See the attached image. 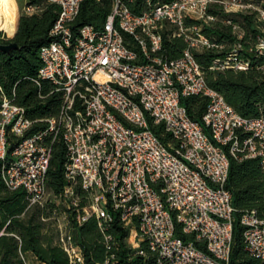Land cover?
<instances>
[{
	"label": "built area",
	"instance_id": "1",
	"mask_svg": "<svg viewBox=\"0 0 264 264\" xmlns=\"http://www.w3.org/2000/svg\"><path fill=\"white\" fill-rule=\"evenodd\" d=\"M48 1L59 6V14L52 40L40 48L42 64L33 81L41 98L43 81H49L51 93L62 94V105L57 116L41 119L44 129L33 131L40 120L28 116L15 91L11 96L0 86L5 185L26 191V210H51L42 220L55 228L56 244L70 264H85V248L74 229L91 218L107 250L96 264H117L116 221L128 231V246L143 264H232L231 156L258 159L264 171V115L240 114L209 85L196 52L222 51L205 32L219 20L213 7L228 15H252L258 32L246 38L248 46L241 42L239 25L227 20L238 41L209 67L250 70L253 58L264 59V0H112L102 26L76 28L85 0ZM42 10L38 3L23 9L29 15ZM124 33L140 53L126 44ZM166 36L186 42L180 56H168ZM140 56L147 62H137ZM257 69L264 73V63ZM189 96L208 98L202 122L182 104ZM149 119L163 123L174 141L163 142ZM59 139L68 151L67 184L53 195L47 174ZM58 202L67 210L60 212ZM241 222L248 251L264 263V217L247 210Z\"/></svg>",
	"mask_w": 264,
	"mask_h": 264
},
{
	"label": "trees",
	"instance_id": "2",
	"mask_svg": "<svg viewBox=\"0 0 264 264\" xmlns=\"http://www.w3.org/2000/svg\"><path fill=\"white\" fill-rule=\"evenodd\" d=\"M29 3L41 4L43 10L33 15L22 11L19 17L18 9L13 6L9 13L8 26L13 30L11 36L16 34L3 42H16L19 47L13 48L8 53L0 52V86L8 95L12 96L15 91L17 102L26 107L28 116L40 120L33 128V131H36L46 127V122L41 119L57 116L62 105V94L51 93L53 86L49 81H43L42 84L41 93L46 95L44 98L40 97V89L33 81L42 64L40 48L52 40L50 31L58 17L59 6L48 0H31ZM111 8L112 0H85L81 5L75 28L85 24L102 26ZM219 11L213 10L214 13H223ZM228 16L241 17L240 22L249 28L253 36L257 34V24L252 15ZM233 21L236 22L237 19L234 18ZM205 32L216 35L218 42L238 41L232 34L231 25H222L221 28L208 27ZM247 37L248 35L241 40L244 46H248ZM124 38L129 47L140 53L130 34L124 33ZM186 45L181 38L165 37V47L169 57L180 56ZM225 51L215 49L196 52V58L205 70L209 85L221 92L243 116L254 118L264 115V73L257 69V65L264 63V59L253 58V67L248 71L232 69L211 71L209 67L213 60L224 56ZM137 62L145 63L147 60L140 56ZM181 102L192 118L202 122L209 104L207 97H183ZM149 123L150 128L163 142L168 144L174 141L163 123L155 124L152 119H149ZM67 160V146L62 139H59L53 145L47 174V185L53 195H60L67 184ZM227 188L233 194V204L236 209L231 262L232 264H264L248 251L244 238L245 226L241 222V217L247 210H256L260 217H264V171L259 160L239 161L231 156ZM79 189L78 187V192ZM27 205L26 191L10 190L5 185L0 163V264H28L25 257L28 253H32L42 264H70L67 254L54 243L48 233L47 229L51 224L42 220V217L49 216L51 210L48 207H35L32 212H28L32 209L26 210ZM74 230H76L75 238L85 248V264H96L97 261L105 258L107 250L95 218H91ZM112 232L117 246L115 250L118 256L117 264H143V257L128 246L126 241L128 231L121 227L118 221L115 222ZM189 237L194 238L193 235ZM199 246L205 248L204 244Z\"/></svg>",
	"mask_w": 264,
	"mask_h": 264
},
{
	"label": "rangeland",
	"instance_id": "3",
	"mask_svg": "<svg viewBox=\"0 0 264 264\" xmlns=\"http://www.w3.org/2000/svg\"><path fill=\"white\" fill-rule=\"evenodd\" d=\"M30 1L31 0H2V3L6 4L8 6L7 19H8L9 13H10V11H11L13 6H15L18 9L19 17H20V14L23 11L25 5L27 3H29ZM1 6L2 5H0V8H1ZM213 9L217 10V11L220 10V9H217L216 6L213 7ZM219 12H222V11H219ZM218 16H219V20L213 25L214 27H217V28L220 27L221 28L222 25H226V24L230 25L226 21L227 20H231L233 22V20L235 18V19H237V21L235 23L238 24L239 27H240L239 29H237L238 33L239 32L244 33V36L248 35L249 39L251 37H253V34L250 32L249 28L245 24L240 22L241 17H239V16L238 17L237 16H235V17L228 16V14L224 13V12L222 14L218 13ZM10 30H11V28L0 27V38H2L4 40L11 39L12 38V36H11L12 33L10 32ZM15 31H16V29H15ZM232 34L234 36H236L234 34V32H233V28H232ZM214 37L217 38L216 35H214ZM249 41H252V40H249ZM220 43L223 45V47L221 48L223 51L231 49L235 45L234 43H231V42H220ZM58 209H59L60 212H64V211L67 210V207L61 202V203H59ZM32 211H33V209L28 211V212H32ZM47 223L51 224V222H47ZM47 230H48V233L50 234V236L53 238L54 243L56 244V230H55V228L50 226ZM74 234L76 236V230H74ZM25 257H26V261L29 264H42L36 259V257L32 253H28Z\"/></svg>",
	"mask_w": 264,
	"mask_h": 264
},
{
	"label": "bare ground",
	"instance_id": "4",
	"mask_svg": "<svg viewBox=\"0 0 264 264\" xmlns=\"http://www.w3.org/2000/svg\"><path fill=\"white\" fill-rule=\"evenodd\" d=\"M0 5H2L1 8H0V27H7V28H9V26H8V19H7L8 6L6 4H3L2 3V0H0ZM10 32H12V29L10 30Z\"/></svg>",
	"mask_w": 264,
	"mask_h": 264
},
{
	"label": "water",
	"instance_id": "5",
	"mask_svg": "<svg viewBox=\"0 0 264 264\" xmlns=\"http://www.w3.org/2000/svg\"><path fill=\"white\" fill-rule=\"evenodd\" d=\"M13 38V37H12ZM18 44L16 42L4 43L0 41V52H10L13 48H18Z\"/></svg>",
	"mask_w": 264,
	"mask_h": 264
},
{
	"label": "flooded vegetation",
	"instance_id": "6",
	"mask_svg": "<svg viewBox=\"0 0 264 264\" xmlns=\"http://www.w3.org/2000/svg\"><path fill=\"white\" fill-rule=\"evenodd\" d=\"M4 39L0 38V41L3 42Z\"/></svg>",
	"mask_w": 264,
	"mask_h": 264
},
{
	"label": "crops",
	"instance_id": "7",
	"mask_svg": "<svg viewBox=\"0 0 264 264\" xmlns=\"http://www.w3.org/2000/svg\"><path fill=\"white\" fill-rule=\"evenodd\" d=\"M11 33H13V30H12V32Z\"/></svg>",
	"mask_w": 264,
	"mask_h": 264
}]
</instances>
